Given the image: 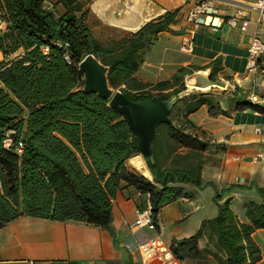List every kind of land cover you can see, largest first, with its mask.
<instances>
[{"label": "trees", "instance_id": "obj_1", "mask_svg": "<svg viewBox=\"0 0 264 264\" xmlns=\"http://www.w3.org/2000/svg\"><path fill=\"white\" fill-rule=\"evenodd\" d=\"M46 1L0 0V16L8 22L0 32V227L28 215L108 228L112 200L124 182L149 195L157 221L161 208L181 196L185 184L202 187L210 138L188 116L203 104L216 115L219 110L209 95L220 89L188 87L186 68L154 83L136 77L144 49L170 29L178 9L103 43L86 23L89 0H49L52 6ZM89 53L107 67L109 85L130 99L177 97L171 121L156 124L154 158L146 163L152 180L126 167V160L138 152V139L126 120L107 99L84 88L80 62ZM221 69L216 58L209 79L217 81ZM8 135L11 143L6 146ZM19 141L21 152L16 150ZM256 189L262 200L245 203L247 221L240 220L229 199L217 202V214L203 219L196 232L172 238L174 255L180 260L210 257L218 264H258L262 252L253 233L264 229V187ZM201 238L206 239L203 247Z\"/></svg>", "mask_w": 264, "mask_h": 264}, {"label": "crops", "instance_id": "obj_2", "mask_svg": "<svg viewBox=\"0 0 264 264\" xmlns=\"http://www.w3.org/2000/svg\"><path fill=\"white\" fill-rule=\"evenodd\" d=\"M197 1L89 0L86 23L97 40L107 43L136 31L168 10L178 9L170 29L161 31L144 49L143 62L136 72L142 82L169 80L180 68H186L188 84L197 75L195 83L204 85L211 62L220 59L222 69L216 73L218 80L213 87L222 91L209 95L218 113L211 115L203 104L188 116L210 138L206 149L210 160L202 169V187L185 184L183 194L161 208L156 229L135 225L136 212L150 203L149 195L125 182L112 200V221L108 228L75 220L21 215L0 227L3 259L33 260L40 264H142L139 243L157 237L169 246L172 238L193 234L203 219L217 214V202L229 199L240 220L247 221L245 203L260 202L262 198L256 187H264V162L255 159L256 153L264 150V74L259 69L245 68L254 24L250 22L247 30L240 31L229 26L226 18L238 9L244 16L251 15L248 4L253 0H217L212 19L215 25L195 31L191 51H184L181 42L186 30L185 16ZM46 3L52 6L51 1ZM251 95L260 101L252 102ZM146 163L140 152L133 153L125 162L130 171L152 180ZM231 185L234 187L229 188ZM216 193L219 200L215 199ZM256 235L264 237V229L253 233L257 242ZM205 244L206 239L201 238L199 245ZM260 249L262 258L258 264L264 261V251L261 246ZM181 261L182 264H218L210 257Z\"/></svg>", "mask_w": 264, "mask_h": 264}, {"label": "built area", "instance_id": "obj_3", "mask_svg": "<svg viewBox=\"0 0 264 264\" xmlns=\"http://www.w3.org/2000/svg\"><path fill=\"white\" fill-rule=\"evenodd\" d=\"M217 0H199L191 5L186 13L185 22L186 30L181 42V49L191 51L193 46V33L206 26H214L213 15L216 12L215 2ZM51 6V3H48ZM251 15L244 16L241 10L238 9L235 14L229 15L226 22L231 27H236L240 31H245L250 22L255 26L248 49L245 68L247 71L260 70L264 74V0H253L248 4ZM7 20L0 16V32L7 28ZM60 44V43H59ZM48 47H43V51H47ZM1 53V52H0ZM68 59V56L66 55ZM252 102L257 103L259 98L256 95H251ZM6 146L10 145L11 138L9 135L4 139ZM23 143L18 142L16 150H23ZM255 159L264 162V150L259 151L255 155ZM135 225L142 227L146 226L150 229L157 228V221L152 218L151 205L139 209L136 212ZM138 251L141 256L142 264H182L169 246L164 245L157 237L146 239L139 243ZM0 264H40L33 260L7 261L1 257L0 249Z\"/></svg>", "mask_w": 264, "mask_h": 264}, {"label": "water", "instance_id": "obj_4", "mask_svg": "<svg viewBox=\"0 0 264 264\" xmlns=\"http://www.w3.org/2000/svg\"><path fill=\"white\" fill-rule=\"evenodd\" d=\"M84 74V88L88 92H96L108 100L109 105L117 110L128 123L130 129L138 139L137 149L146 160H153L154 154L151 142L156 135L158 122H170V113L177 101L175 95L166 99L153 96L146 101H134L119 89L112 88L107 80V67L93 54L89 53L80 62ZM197 76V75H196ZM193 88L212 87L216 81L206 78L207 84L195 83ZM207 87V88H208Z\"/></svg>", "mask_w": 264, "mask_h": 264}, {"label": "rangeland", "instance_id": "obj_5", "mask_svg": "<svg viewBox=\"0 0 264 264\" xmlns=\"http://www.w3.org/2000/svg\"><path fill=\"white\" fill-rule=\"evenodd\" d=\"M46 5H49L48 3H46ZM109 42V41H108ZM3 56H2V54L0 53V58H2ZM185 83H186V85L188 86V87H191L189 84H188V82L186 81V79H185ZM218 89H220V90H213V91H211V95L212 94H214V93H216V92H221V88H219V87H217ZM198 89H201V90H204V91H206L207 89H209V88H207V89H202V88H198ZM214 103V102H213ZM215 104V103H214ZM216 105V104H215ZM256 240H257V242L258 243H260V246H261V248H262V250H264V237H262V236H260V235H256ZM260 264H264V261H262Z\"/></svg>", "mask_w": 264, "mask_h": 264}, {"label": "bare ground", "instance_id": "obj_6", "mask_svg": "<svg viewBox=\"0 0 264 264\" xmlns=\"http://www.w3.org/2000/svg\"><path fill=\"white\" fill-rule=\"evenodd\" d=\"M262 251H264V250H262Z\"/></svg>", "mask_w": 264, "mask_h": 264}]
</instances>
